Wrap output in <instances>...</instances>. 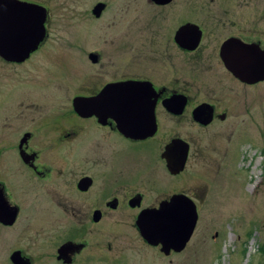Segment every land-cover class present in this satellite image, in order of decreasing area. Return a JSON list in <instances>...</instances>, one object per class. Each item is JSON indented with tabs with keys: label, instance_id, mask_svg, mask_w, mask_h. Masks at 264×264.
Here are the masks:
<instances>
[{
	"label": "flooded vegetation",
	"instance_id": "1",
	"mask_svg": "<svg viewBox=\"0 0 264 264\" xmlns=\"http://www.w3.org/2000/svg\"><path fill=\"white\" fill-rule=\"evenodd\" d=\"M5 15L27 32L4 34ZM57 18L79 22L76 39L52 32ZM94 22L129 28L103 38L91 32ZM80 35L81 84H37L54 73L57 42ZM262 54L264 0L0 1V264H15V254L27 264L103 262L92 247L107 241L113 250L119 224L160 251L136 221L176 196L194 204L198 221L211 172L246 133L248 88L264 82L242 80L225 58L251 69L263 66ZM10 74L37 76L14 84ZM127 81L149 94L131 108V130H121L114 98L76 110V98ZM9 90L16 95L7 101Z\"/></svg>",
	"mask_w": 264,
	"mask_h": 264
},
{
	"label": "rangeland",
	"instance_id": "2",
	"mask_svg": "<svg viewBox=\"0 0 264 264\" xmlns=\"http://www.w3.org/2000/svg\"><path fill=\"white\" fill-rule=\"evenodd\" d=\"M78 24L61 22L57 18L52 32L74 34L71 39H76L81 33ZM128 28L123 24L119 28L102 29V25L94 22L91 32L109 38L108 34H122ZM104 45L103 41L100 42V47ZM83 49L82 36L70 43L58 41L52 75L41 73L36 79L37 74H10L8 81L18 84L23 77L24 81L36 79L37 84L75 88L81 84ZM64 70H67L66 74L72 73L74 78L66 76ZM75 91L78 90H69V93ZM248 91L250 111L246 133L239 138L233 137V150L227 165L214 166L210 174L209 198L201 206L200 217L186 247L181 252L165 256L158 248L143 245L131 232L125 233L123 229L126 231L129 227L119 224L120 236L112 241L114 249L107 250V241L102 246H93L94 251L101 253L103 262L93 260L92 264H264V82L248 88ZM15 95L16 90L4 93L7 101ZM238 142L240 145L236 146ZM217 170L220 171L214 174ZM111 228H106V232ZM23 241L28 243L27 238ZM5 250L6 258L8 251ZM41 250L44 249L35 248L32 252Z\"/></svg>",
	"mask_w": 264,
	"mask_h": 264
},
{
	"label": "water",
	"instance_id": "3",
	"mask_svg": "<svg viewBox=\"0 0 264 264\" xmlns=\"http://www.w3.org/2000/svg\"><path fill=\"white\" fill-rule=\"evenodd\" d=\"M13 7L18 8V6L15 5ZM9 8L10 7L5 9V11L10 10ZM20 25L22 27V23L20 24L17 18L12 20L9 15H5L3 33L6 35L13 34L14 37L20 33H26L27 31L24 30L25 28H19ZM43 33L44 31L42 27L40 35H38V38L36 39L37 41L43 36ZM8 42L11 41L9 40ZM262 55L263 66L258 64L251 69L244 68V65L242 68L241 64H239L237 68L233 67L230 58H225V61L239 78L246 82H254L256 80L264 79V54ZM146 92L145 87L139 82H121L115 85V89L105 88L93 98H76L74 100V106L78 112H82L87 103H94V99L106 97L114 98L116 99V102L114 103L117 110L116 112L120 114V121L124 123L121 130L126 131L131 130L127 127V124L131 121H135L131 117V108L134 106H140L139 100L141 98L149 97L148 92ZM182 166L183 165H180V168H182ZM196 222L197 213L194 204L188 198L183 199L176 196L169 202L161 203L157 209L142 212L138 217L136 224L142 238L150 245H160V251L165 256H168L171 252L178 253L186 247V244L193 234ZM12 260L15 264H27L26 261L18 256V254L12 256Z\"/></svg>",
	"mask_w": 264,
	"mask_h": 264
},
{
	"label": "trees",
	"instance_id": "4",
	"mask_svg": "<svg viewBox=\"0 0 264 264\" xmlns=\"http://www.w3.org/2000/svg\"><path fill=\"white\" fill-rule=\"evenodd\" d=\"M262 250L264 251V247L262 248Z\"/></svg>",
	"mask_w": 264,
	"mask_h": 264
}]
</instances>
